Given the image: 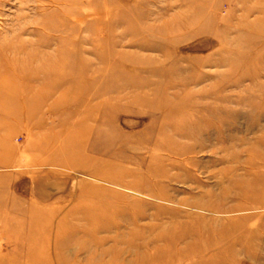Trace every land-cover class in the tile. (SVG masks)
Wrapping results in <instances>:
<instances>
[{
  "label": "rangeland",
  "instance_id": "obj_1",
  "mask_svg": "<svg viewBox=\"0 0 264 264\" xmlns=\"http://www.w3.org/2000/svg\"><path fill=\"white\" fill-rule=\"evenodd\" d=\"M261 175L264 0H0V264H264Z\"/></svg>",
  "mask_w": 264,
  "mask_h": 264
},
{
  "label": "bare ground",
  "instance_id": "obj_2",
  "mask_svg": "<svg viewBox=\"0 0 264 264\" xmlns=\"http://www.w3.org/2000/svg\"><path fill=\"white\" fill-rule=\"evenodd\" d=\"M126 16H124V15H120V16H118L117 14H115L114 12H112V11H106V13H104V14H102L101 16H98L97 18H95L96 20H99V22H101L102 20V22L105 24V26H106V24H108L107 26H108V28H110V30H112V29H118V28H120L121 27V24L122 23H124L125 22V18ZM104 18V19H103ZM103 23H102V25L100 26L101 28H99L98 29V31L100 32V33H104V26H103ZM142 29V28H141ZM141 29H139V30H141ZM106 30V29H105ZM115 33V32H114ZM108 34H109V32H108ZM120 34V33H119ZM144 34H146L145 32H144V30L142 29V31H141V35H144ZM107 35V34H106ZM114 35V34H113ZM113 35L111 36V37H113ZM147 38H148V40H151V37L153 36V35H151V34H147ZM117 38H118V36H117ZM119 38H121V39H123V37H122V35H119ZM99 40H105V42H107V43H113L114 44V46H116V47H119V46H121V44H118V43H116V42H112L111 41V39H110V37L109 36H107V37H102V38H99ZM93 42H96V40L94 39L93 41H92V43ZM113 46V45H112ZM111 46V47H112ZM136 49L137 50H139V51H152V52H157V51H159V49L156 47V46H153V45H140V44H137L136 46ZM99 56V55H98ZM117 60V59H116ZM120 60V59H119ZM117 62V61H116ZM115 62V63H116ZM113 65H114V63L110 66V68H112L113 67ZM117 65V64H116ZM106 115L107 116H109V114H101V116H103V117H101V116H99L98 117V120L101 118V120H102V122L104 121V119H102V118H106ZM107 119H109L108 117H107ZM98 123V122H97ZM104 123V122H103ZM105 127V125L103 126V128ZM81 128H83V130H86L87 129V127H86V129H85V127L84 126H82ZM82 130V129H81ZM179 133H178V136L180 137V138H190V136H191V134L190 133H188V131H186V130H180V131H178ZM95 138H96V140L97 141H100V143H104L105 145H107V146H109V145H111V143H113V141H114V138H112L111 136H110V129H107L106 128V130H99L98 129V131H96V133H95ZM173 152V151H172ZM177 154V153H176ZM255 176H257V175H255ZM259 177H260V179H259ZM259 177H257L258 179H256V180H252L250 183H248V187L249 186H258V185H261V186H264V175H261V176H259ZM247 184V183H246ZM129 250L130 251H136L137 250V248L135 247V246H130L129 247Z\"/></svg>",
  "mask_w": 264,
  "mask_h": 264
}]
</instances>
